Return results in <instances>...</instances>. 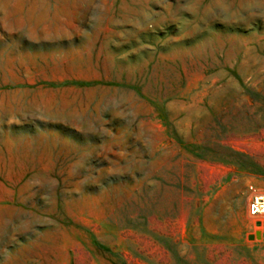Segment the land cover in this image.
I'll return each instance as SVG.
<instances>
[{
  "label": "rangeland",
  "instance_id": "1",
  "mask_svg": "<svg viewBox=\"0 0 264 264\" xmlns=\"http://www.w3.org/2000/svg\"><path fill=\"white\" fill-rule=\"evenodd\" d=\"M264 0H0V264H264Z\"/></svg>",
  "mask_w": 264,
  "mask_h": 264
},
{
  "label": "built area",
  "instance_id": "2",
  "mask_svg": "<svg viewBox=\"0 0 264 264\" xmlns=\"http://www.w3.org/2000/svg\"><path fill=\"white\" fill-rule=\"evenodd\" d=\"M248 215L261 225L264 222V189L257 185L248 186Z\"/></svg>",
  "mask_w": 264,
  "mask_h": 264
}]
</instances>
